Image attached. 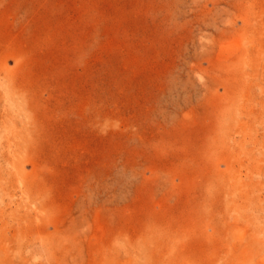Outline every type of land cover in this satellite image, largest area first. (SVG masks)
<instances>
[{"label":"rangeland","instance_id":"rangeland-1","mask_svg":"<svg viewBox=\"0 0 264 264\" xmlns=\"http://www.w3.org/2000/svg\"><path fill=\"white\" fill-rule=\"evenodd\" d=\"M0 264H264V0H0Z\"/></svg>","mask_w":264,"mask_h":264},{"label":"bare ground","instance_id":"bare-ground-1","mask_svg":"<svg viewBox=\"0 0 264 264\" xmlns=\"http://www.w3.org/2000/svg\"><path fill=\"white\" fill-rule=\"evenodd\" d=\"M8 15H10V14H8ZM5 26H6V25H5ZM18 26H19V25H18ZM39 185H40V184H39ZM75 191H76V190H75ZM201 198H202V197H201ZM190 218H191V217H190ZM236 221H237V220H236ZM236 221H235V222H236ZM194 222H195V221H194ZM34 224H35V223H34ZM116 235H117V233H116ZM225 238H226V237H225ZM6 244H7V243H6ZM233 263H234V262H233Z\"/></svg>","mask_w":264,"mask_h":264}]
</instances>
